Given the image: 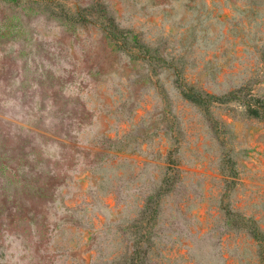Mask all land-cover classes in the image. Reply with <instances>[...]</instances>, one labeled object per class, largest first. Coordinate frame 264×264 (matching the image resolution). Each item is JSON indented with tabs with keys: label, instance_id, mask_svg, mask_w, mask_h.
I'll use <instances>...</instances> for the list:
<instances>
[{
	"label": "rangeland",
	"instance_id": "obj_1",
	"mask_svg": "<svg viewBox=\"0 0 264 264\" xmlns=\"http://www.w3.org/2000/svg\"><path fill=\"white\" fill-rule=\"evenodd\" d=\"M263 103L264 0H0V264H264Z\"/></svg>",
	"mask_w": 264,
	"mask_h": 264
},
{
	"label": "trees",
	"instance_id": "obj_2",
	"mask_svg": "<svg viewBox=\"0 0 264 264\" xmlns=\"http://www.w3.org/2000/svg\"><path fill=\"white\" fill-rule=\"evenodd\" d=\"M185 95L194 100V101H199L200 97L196 96V95H191L190 93H185ZM248 113L254 116H264L263 113H261L260 110H264V103L262 105H257L255 107H251L250 105H248Z\"/></svg>",
	"mask_w": 264,
	"mask_h": 264
}]
</instances>
